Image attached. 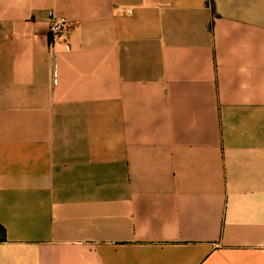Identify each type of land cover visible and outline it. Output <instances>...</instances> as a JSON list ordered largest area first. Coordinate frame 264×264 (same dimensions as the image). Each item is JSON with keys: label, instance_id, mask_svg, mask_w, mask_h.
<instances>
[{"label": "crops", "instance_id": "1", "mask_svg": "<svg viewBox=\"0 0 264 264\" xmlns=\"http://www.w3.org/2000/svg\"><path fill=\"white\" fill-rule=\"evenodd\" d=\"M0 223V264H264V0H0Z\"/></svg>", "mask_w": 264, "mask_h": 264}, {"label": "built area", "instance_id": "2", "mask_svg": "<svg viewBox=\"0 0 264 264\" xmlns=\"http://www.w3.org/2000/svg\"><path fill=\"white\" fill-rule=\"evenodd\" d=\"M70 27V21L65 18L54 14L53 11L49 12V40L54 42Z\"/></svg>", "mask_w": 264, "mask_h": 264}, {"label": "trees", "instance_id": "3", "mask_svg": "<svg viewBox=\"0 0 264 264\" xmlns=\"http://www.w3.org/2000/svg\"><path fill=\"white\" fill-rule=\"evenodd\" d=\"M5 236V227L0 223V239Z\"/></svg>", "mask_w": 264, "mask_h": 264}]
</instances>
